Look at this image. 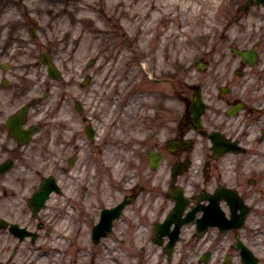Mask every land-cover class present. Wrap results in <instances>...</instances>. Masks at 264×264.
Masks as SVG:
<instances>
[{
    "label": "flooded vegetation",
    "instance_id": "1",
    "mask_svg": "<svg viewBox=\"0 0 264 264\" xmlns=\"http://www.w3.org/2000/svg\"><path fill=\"white\" fill-rule=\"evenodd\" d=\"M96 1L97 17L103 18L107 29L101 27L97 32L102 66L97 73L96 110L85 108L81 119L92 117L99 125L115 119L111 130L117 135L118 121L127 113L129 137L143 134L144 140L133 145L132 152L140 164L145 163L147 175L136 177L123 196L135 197L136 202L148 185L147 197L155 202L162 187L171 184L170 169L187 162L189 168L179 173L176 183L189 191L190 199L207 196L223 185L236 189L246 202L248 180L240 170L264 169V8L245 9L248 0H243L237 18L245 27L237 40L222 35L223 44L204 46L193 69L184 72L180 34H168V25L161 20L151 25L152 0ZM61 3L66 2L32 0V23L43 38L44 19L65 14L67 8ZM12 5L11 0H0V15ZM71 11L76 12L69 9V16ZM130 11V37L120 39L130 58L126 72L118 73L106 64L111 65V58L121 52L117 26L119 17L126 18ZM10 20L0 19V264H38L42 259L48 264L53 244L51 218L70 212L84 214L92 208L102 210L106 189L101 177L88 178L83 173V167L87 169L91 163L82 155L86 136L75 132L71 137L70 129L59 121L67 109L47 106L48 92L40 93L38 81L28 80L33 73L38 75L40 55L51 56V49L29 36V27L18 29L20 21ZM102 39L111 42L103 45ZM193 41L194 46L198 44V37L193 36ZM14 43L36 57L34 66L5 63ZM235 48L241 51L240 56L233 53ZM40 69L46 74L44 67ZM168 103L176 105L175 117H166ZM24 106L28 108L18 117ZM33 127L37 131L23 144L28 137L23 131ZM212 135H219L226 143L217 150L229 153L217 157ZM150 152L164 159L154 172ZM111 169L106 168V182L115 177ZM128 182L132 179L124 178V184ZM119 191L114 183L110 190L113 201ZM253 193L249 198H255ZM163 196L166 198V192ZM38 197L45 199L44 205L36 202ZM95 198L97 206H91ZM199 205L205 208V203ZM221 208L229 217L228 207L221 204ZM203 239L193 237L192 242L198 246Z\"/></svg>",
    "mask_w": 264,
    "mask_h": 264
},
{
    "label": "rangeland",
    "instance_id": "2",
    "mask_svg": "<svg viewBox=\"0 0 264 264\" xmlns=\"http://www.w3.org/2000/svg\"><path fill=\"white\" fill-rule=\"evenodd\" d=\"M27 2H32V0H26ZM160 1V0H159ZM169 1L172 0H162V4L164 7L172 6L168 5ZM243 0H187L185 1L190 8L185 9L184 6L183 10L187 11L188 13H183L184 16H180L178 14L179 19H175L176 22H179L182 26V33L185 36L186 43H183V53L186 54V57L183 59L185 63L186 69L190 67L191 63L194 60V57L197 55H200V53L196 52L193 45L189 42L193 36V33L196 29H199L198 32L194 35L199 37L198 39V48L201 50L204 46H206V42L202 44L203 38V32L208 29L209 34L208 37L210 39L219 40V36L222 32L223 26L226 24V20L230 19L234 12V8L237 4L241 3ZM184 3V2H183ZM77 5H75L73 8H76ZM163 6L159 7L156 6V9H153L150 13V21L151 23L157 22L156 20L160 17H166L168 9L165 11L163 10ZM161 8V9H160ZM109 9V7H108ZM161 10V11H160ZM161 12V14L159 13ZM22 12L24 13V9L21 7V5H17V7H12L11 12L5 13L1 16L2 20L11 21L10 19H25L22 17ZM198 14L200 19L196 20L193 17V15ZM129 18H121L123 25H125L127 31L128 28L130 29V16L127 15ZM23 20L21 21L20 28L21 30L24 29L26 25H24ZM231 20V19H230ZM67 19H63L61 22H54L50 24L47 28L48 32L50 33V37H52V34H55L52 38H56L59 36L61 38L63 35L65 36L64 39L67 40H57L56 43L61 46L60 50H56V57L55 60L57 63L59 62H68V68H65L66 70H63L64 78L61 82L54 81V84L57 85L54 88V99L64 98L66 102H69L71 105L73 116L71 120L65 121V124H68V126L73 129V131L80 129V121L76 118L77 112L73 108L74 102L77 100L82 99V95H84L85 91L93 92L94 91V81L91 82L90 86H86L87 88H81L80 82L82 80V71L81 69L84 68L85 61L88 58H94L95 57V46L98 43L97 39V33L94 31V26H90L88 23L82 22L81 24L76 25H68ZM66 22V23H65ZM197 22V23H196ZM233 23V22H232ZM196 24V27H194ZM117 25V24H116ZM199 25V27H198ZM27 27V26H26ZM244 27H242V23L236 21L233 28L230 29L226 34L230 35L233 34L236 37H239L241 35V29L244 30ZM195 28V29H194ZM120 30V29H119ZM117 30V32L120 35V31ZM66 32H72V33H65ZM122 32V31H121ZM20 35H23V32L20 33ZM104 39H102L103 41ZM53 41V42H55ZM111 42V41H110ZM110 42H107L104 40L102 43H106V45H109ZM120 49L127 52L129 54L128 48L124 46V43L119 42ZM89 48V49H88ZM56 49V48H55ZM88 49V50H87ZM7 58L15 59V66H22L24 67L25 59L26 57H23L24 59H17L15 58V55H9ZM121 59V57L118 58V61ZM31 61V58L28 60V62ZM117 61V62H118ZM123 61H126L124 59ZM119 63V62H118ZM122 64V63H119ZM73 66L76 67L75 70H72ZM184 67V69H185ZM93 84V85H92ZM87 89V90H86ZM90 98H93L94 96H89ZM54 99L51 97L50 100L52 103H54ZM169 105V104H168ZM166 108L167 112V118L175 117L178 110H176V106ZM119 124L123 129H126L127 121L120 120ZM127 129L125 131V134H122V130L119 129V136L118 138H112V135L108 136V140L112 143H106L107 145H104V150H109V152H113V154L109 155L110 160L109 162L113 161L115 171H119L122 168V164H124V160L126 159L127 155L131 153V140L128 138L129 132L127 133ZM72 134V133H71ZM142 133L138 134V137H140ZM106 138H103V141H105ZM133 140V139H132ZM133 142V141H132ZM136 145L139 144L137 139H135ZM85 146V152L87 153L88 158L91 160V163L87 165L88 171L91 175L94 173H97V177H101L104 181L107 177V170L106 168H103V164L107 163L106 155L104 158L102 155H97L99 148H96L92 146L90 143L86 142L82 144ZM135 145V146H136ZM82 146V147H83ZM108 153V152H107ZM100 160V161H99ZM132 162L135 165L136 170H134L132 167H130L125 175H130V173L135 172L138 173V175H142L143 170L146 172V166L145 163H141V167L139 168V162L137 159H132ZM142 166H145L144 169ZM248 170V168H247ZM240 172L243 174V169L240 170ZM88 173V172H87ZM89 178H90V175ZM247 177L249 178H255L254 172L249 174L247 173ZM244 176V174H243ZM246 177V178H247ZM160 178V176H159ZM264 174L259 177V179H263ZM149 184V183H148ZM103 186H105V183L103 182ZM148 186V185H147ZM149 187V186H148ZM153 188V187H150ZM113 189V186H110L108 184V188H106V191L104 192L103 198L105 199V202L111 203L110 198V190ZM165 190V186L162 187L161 191L158 192V196L156 199L158 201L164 202L166 201L163 197V193ZM254 191V189L252 188ZM147 191V190H146ZM256 193H259V190H256L254 192V195L256 198ZM148 194L144 192L141 194L139 200H141L142 204H138L139 206H144L143 210L140 208H137V205L134 204L127 208V213L123 215L121 220L116 223L114 233H112L110 236L102 239L97 245H93L90 242L89 238V232L91 229V225L93 222L96 221L95 219V208H92L90 211L86 210L84 214L77 215L79 218L70 217V218H64L61 219V222H57L59 226L55 227V234H54V244L56 241V244L63 246V238L64 240L68 238L70 240V246H63L61 249L55 251L54 256V264H88L89 262H93L94 264H154L155 262H158L157 264H175V263H164L163 257L161 255L160 249L155 246L150 241L151 236V230L154 224L155 218L152 216L157 213L159 214V211L156 210L158 208H151L150 203L152 204L150 197H146ZM152 195V192H151ZM118 197V193H117ZM138 200V202H139ZM137 202V203H138ZM98 199L95 198L94 201L92 200L91 206L96 205L97 206ZM257 203V202H256ZM166 206H169V202H166ZM255 209H257L260 213L257 215L252 213L251 217L249 219L248 225L243 231V238L246 239V243L249 245H255L258 247V249H262V253H264V202H258ZM142 212V213H141ZM150 213L151 216H147L145 214ZM76 215V214H75ZM161 215V214H160ZM158 219V218H157ZM63 222H65V226L63 225ZM63 228H62V226ZM67 228V230L64 229ZM71 233L70 237H65V235H68ZM123 234V236H121ZM63 236V237H62ZM121 238V239H120ZM53 239V237H52ZM122 240V241H120ZM140 247H144V250H141ZM180 248V247H179ZM63 249V250H62ZM57 252V253H56ZM59 252V253H58ZM63 253L64 256H63ZM177 255H179L176 252ZM54 255V253H53ZM55 258L58 259V261L55 263ZM53 264V261H52ZM156 264V263H155ZM186 264V263H182ZM262 264H264V257L262 259Z\"/></svg>",
    "mask_w": 264,
    "mask_h": 264
},
{
    "label": "water",
    "instance_id": "3",
    "mask_svg": "<svg viewBox=\"0 0 264 264\" xmlns=\"http://www.w3.org/2000/svg\"><path fill=\"white\" fill-rule=\"evenodd\" d=\"M173 216H175V212H173V214L169 217V220L167 222V226L173 221ZM177 216H179V212L176 213V217ZM104 217H105V215H104ZM111 219H112V217L111 218L108 217L107 222L105 224L99 225L98 227H96L94 235L98 236V235H100V233L102 231H105V229H108V227L110 226V220ZM167 226L165 227V231L163 232V234L167 232Z\"/></svg>",
    "mask_w": 264,
    "mask_h": 264
}]
</instances>
